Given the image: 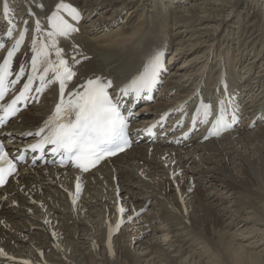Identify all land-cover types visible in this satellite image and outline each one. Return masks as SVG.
Here are the masks:
<instances>
[{
    "label": "bare ground",
    "instance_id": "obj_1",
    "mask_svg": "<svg viewBox=\"0 0 264 264\" xmlns=\"http://www.w3.org/2000/svg\"><path fill=\"white\" fill-rule=\"evenodd\" d=\"M26 1L41 3V15L59 0ZM65 1L85 13L78 32L60 38L66 53L78 44L74 52L91 56L78 65L79 74L124 81L153 49H173L160 89L171 101L156 98L152 114L137 121L141 127L186 99L200 80L216 77L224 61L232 71L252 54L231 78L245 120L200 144L137 143L81 175L50 165L22 167L0 189V249L14 258L0 257V264H264V120L254 119L264 104V0ZM220 29L225 34L218 37ZM49 98L11 120L0 140L34 129L50 110Z\"/></svg>",
    "mask_w": 264,
    "mask_h": 264
},
{
    "label": "snow or ice",
    "instance_id": "obj_2",
    "mask_svg": "<svg viewBox=\"0 0 264 264\" xmlns=\"http://www.w3.org/2000/svg\"><path fill=\"white\" fill-rule=\"evenodd\" d=\"M3 14L7 17L9 5L3 3ZM63 13V14H62ZM66 14L74 21H79L80 12L69 3L59 0L55 4V10L46 16V27L49 29L44 32L39 20L35 21L33 31L38 35H33L29 50L31 53L30 63L26 61L20 64L19 70L13 69V57L21 50V45L25 42L27 28H22L14 38L11 47L6 49V55L0 56V101H3L8 92L9 84L16 85L22 77H26L23 87L18 89L19 95L15 96L10 102L0 104V125H3L8 117H14L19 109L17 103L29 98V93L33 91V82L39 81L35 87L36 93L43 92L50 85L58 84L59 101L50 116L38 126L34 136L39 138L36 143L30 144L29 148L33 151H43L44 147L51 146L53 155L61 156V164L66 161L74 168L86 173L91 168L100 163L106 157L113 156L118 152H123L129 147L128 126L129 120L133 116L131 109L125 116L121 110V98L133 96L141 98L142 94L150 93L158 82L161 71L164 70V52L154 51L146 59L143 69L125 82L117 90L116 95L112 93L114 82L103 75H93L88 77L74 90H68L69 84L76 76L77 72L73 64H80L81 61L76 56L71 58V62L65 58L63 49L58 46L57 38H68L78 32V28L69 23L65 18ZM27 24V21H23ZM11 25L4 33L7 37H13ZM5 44L0 43V49H4ZM54 53L55 59H51ZM79 55L83 56V53ZM87 59V57H83ZM26 65L28 70L26 71ZM15 74V78L9 80ZM149 99L151 97H148ZM220 111L211 121V128L208 130L211 135L219 136L221 132L229 130L237 122L236 111L230 112V119L225 116L228 111L225 102L220 100ZM230 107V106H229ZM213 115L212 105L201 101L196 107L192 120L207 124L209 117ZM163 118V117H161ZM180 123V121H177ZM149 126L147 131L151 130ZM32 136V132L26 133ZM208 137L205 136V139ZM23 156L9 157L4 145L0 144V186H4L8 178L17 171L14 161L22 160ZM175 175V174H174ZM79 193L80 185H76ZM73 199V204H75ZM183 202V201H181ZM117 211L123 215L127 212L124 207H118ZM139 215L138 212H134ZM132 217L129 216L128 220ZM47 222V221H46ZM124 223L123 220L117 222L116 229ZM111 228L109 234L111 235ZM0 257L13 260L11 256L0 249ZM23 264H29L24 261Z\"/></svg>",
    "mask_w": 264,
    "mask_h": 264
},
{
    "label": "rangeland",
    "instance_id": "obj_3",
    "mask_svg": "<svg viewBox=\"0 0 264 264\" xmlns=\"http://www.w3.org/2000/svg\"><path fill=\"white\" fill-rule=\"evenodd\" d=\"M248 0H246V2H247ZM264 7V4L262 3L261 4V7ZM250 7H252V5H249V7H247L245 10L246 11H249L250 10ZM249 8V9H248ZM245 10H243L242 12V17H241V19H245V17H246V14H245ZM252 10V9H251ZM263 11H264V9H263ZM124 16H125V14H124ZM263 16H264V12H263ZM222 34H225V32L222 30V29H220L219 30V32H217V36L219 37V36H221ZM232 35H234V36H236L237 35V33H236V35H235V32L232 34ZM233 39V38H232ZM235 44H236V38L234 37V39L232 40V43H231V46H230V48L231 47H233V48H231V53H232V56L233 55H235V53H236V46H235ZM235 47V48H234ZM170 50V51H169ZM168 50V54H172V52H173V49L171 50V49H169ZM257 50H258V47H257V49H255V51L257 52ZM234 52V53H233ZM253 53V52H252ZM252 55V54H251ZM251 55H246V57L244 58V59H242V60H240V62H238L237 63V69H235V70H237V73L238 74H242V72H240V70H242V65H244L243 63H245V60L246 59H248L249 57H251ZM212 60H213V58H212ZM259 64H260V62H258ZM257 63V65L259 66V64ZM182 64V60L181 59H178V60H176V61H174V65H181ZM224 64H225V61H224ZM240 66V67H239ZM225 67H226V65H225ZM259 67H257L256 69H254L253 68V70L255 71H257V69H258ZM180 69V68H179ZM229 73H231V71H229V70H227ZM243 71V70H242ZM240 74V75H241ZM141 119V118H140ZM139 120V119H138ZM137 122V121H136ZM256 124L257 123H255L254 125H253V128L256 126ZM252 130V129H251ZM258 156V154L256 155V157ZM261 156H262V158H264L263 156H264V151H262L261 152ZM259 159V158H258ZM262 163H260V166H259V164L257 165V167L259 166V168L262 166L261 165ZM264 175V174H263ZM250 177V178H249ZM254 177L253 176H251V175H247V178H246V183H248L250 186H253V187H255L257 184H256V180H255V178L253 179ZM248 180V181H247ZM252 182V183H251ZM252 184V185H251ZM203 189H205V188H203ZM147 211V210H146ZM146 211H144V213L143 214H146ZM263 246H264V244H263ZM206 259H207V257H206ZM198 260V257H196L195 258V261H197ZM190 264H193V262L192 261H190Z\"/></svg>",
    "mask_w": 264,
    "mask_h": 264
}]
</instances>
